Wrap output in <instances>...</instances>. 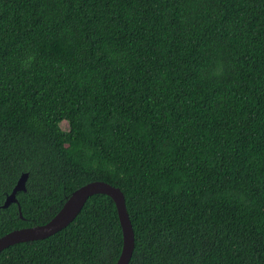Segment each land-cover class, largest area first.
Here are the masks:
<instances>
[{
  "label": "trees",
  "instance_id": "16d2710c",
  "mask_svg": "<svg viewBox=\"0 0 264 264\" xmlns=\"http://www.w3.org/2000/svg\"><path fill=\"white\" fill-rule=\"evenodd\" d=\"M93 180L124 194L128 264H264V0H0V236ZM122 242L97 193L0 264H114Z\"/></svg>",
  "mask_w": 264,
  "mask_h": 264
},
{
  "label": "water",
  "instance_id": "95a60500",
  "mask_svg": "<svg viewBox=\"0 0 264 264\" xmlns=\"http://www.w3.org/2000/svg\"><path fill=\"white\" fill-rule=\"evenodd\" d=\"M27 176V173L20 175L16 185L6 196L1 207L5 208L13 202L17 203L16 193L26 190ZM97 193L106 194L113 199L122 229V249L114 264H128L134 251L135 236L126 208L125 197L119 187L102 180H93L75 189L57 213L47 222L34 226L16 228L0 236V251L15 243L43 239L56 233L72 222L81 211L87 199ZM18 210L20 217H22L19 205Z\"/></svg>",
  "mask_w": 264,
  "mask_h": 264
},
{
  "label": "rangeland",
  "instance_id": "374dc122",
  "mask_svg": "<svg viewBox=\"0 0 264 264\" xmlns=\"http://www.w3.org/2000/svg\"><path fill=\"white\" fill-rule=\"evenodd\" d=\"M60 125H61V127H62L64 130H67V129H68V126H67L66 122L62 121V122L60 123Z\"/></svg>",
  "mask_w": 264,
  "mask_h": 264
}]
</instances>
